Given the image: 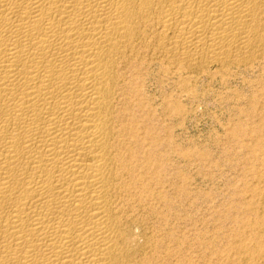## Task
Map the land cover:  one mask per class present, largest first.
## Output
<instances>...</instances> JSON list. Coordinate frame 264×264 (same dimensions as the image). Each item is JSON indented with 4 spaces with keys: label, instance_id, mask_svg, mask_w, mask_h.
Here are the masks:
<instances>
[{
    "label": "bare ground",
    "instance_id": "bare-ground-1",
    "mask_svg": "<svg viewBox=\"0 0 264 264\" xmlns=\"http://www.w3.org/2000/svg\"><path fill=\"white\" fill-rule=\"evenodd\" d=\"M262 59L264 0H0V264H172L133 86Z\"/></svg>",
    "mask_w": 264,
    "mask_h": 264
},
{
    "label": "rangeland",
    "instance_id": "rangeland-1",
    "mask_svg": "<svg viewBox=\"0 0 264 264\" xmlns=\"http://www.w3.org/2000/svg\"><path fill=\"white\" fill-rule=\"evenodd\" d=\"M213 68L169 78L153 66L133 86L140 141L150 150L147 134L156 140L155 189L170 195L169 211L153 202L143 228L148 236L168 232L172 264H264V59ZM257 241L256 257L239 251Z\"/></svg>",
    "mask_w": 264,
    "mask_h": 264
}]
</instances>
